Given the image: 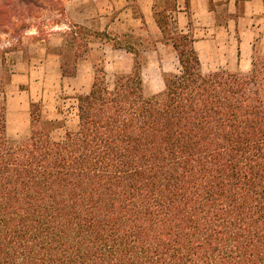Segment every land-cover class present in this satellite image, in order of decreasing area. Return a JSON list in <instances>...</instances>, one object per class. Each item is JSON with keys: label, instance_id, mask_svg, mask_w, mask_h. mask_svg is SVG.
<instances>
[{"label": "trees", "instance_id": "trees-1", "mask_svg": "<svg viewBox=\"0 0 264 264\" xmlns=\"http://www.w3.org/2000/svg\"><path fill=\"white\" fill-rule=\"evenodd\" d=\"M63 1L0 0V17L25 31ZM166 7L155 18L179 66L160 93L145 97L136 62L111 88L99 69L60 142L34 103L29 137L8 139L4 109L0 264H264V56L247 74H204L192 37L167 34ZM68 30L75 58L106 36ZM60 70L76 73L63 58Z\"/></svg>", "mask_w": 264, "mask_h": 264}, {"label": "rangeland", "instance_id": "rangeland-1", "mask_svg": "<svg viewBox=\"0 0 264 264\" xmlns=\"http://www.w3.org/2000/svg\"><path fill=\"white\" fill-rule=\"evenodd\" d=\"M68 1H63L64 9ZM162 1L165 3L160 7L158 3ZM156 3L157 12L165 5L167 9L173 5L172 0H156ZM44 8L23 21L28 25L25 31L19 29L20 22L17 21H14L15 26L5 28L0 17V50L6 51L0 57V116L5 109V116L7 113L10 117L12 135L17 136L10 139L12 141H23L29 137L32 103L39 105L43 119L53 123L49 128L50 139L63 141L66 133L78 128L77 98L89 93L97 70L104 69L106 83L111 88L116 76L131 72L133 63L146 64L147 55H143L142 50L150 45L143 41L140 33L117 34L111 31L105 37L87 38L90 43L86 49L81 48L79 57L75 58L68 44V29L72 24L66 21L65 13L60 16L48 4ZM112 37L121 46L124 41L134 43L136 59L132 61L131 56L123 51L111 52L105 42ZM62 45V50H58ZM61 58L69 70L76 67L74 76L62 75ZM216 71L219 70L203 68L205 74ZM143 73L145 97H150L149 93H160L164 85L158 70L150 68Z\"/></svg>", "mask_w": 264, "mask_h": 264}, {"label": "crops", "instance_id": "crops-1", "mask_svg": "<svg viewBox=\"0 0 264 264\" xmlns=\"http://www.w3.org/2000/svg\"><path fill=\"white\" fill-rule=\"evenodd\" d=\"M172 2L175 9L166 13L167 34L192 37L202 72L206 66L214 71L244 73L250 71L254 53L264 56V0ZM164 3L158 4L161 7ZM156 4V0H70L66 4L65 15L69 24L85 27L91 32L140 33L143 41L150 45L142 50V54L147 55L146 64L141 66L142 80L143 72L150 68L157 69L163 80L164 74L177 72L179 65L172 42L164 37L156 22ZM114 39L112 37L105 42L110 51H123L134 61L137 55L131 51H135V44L124 41V45L119 46ZM127 46L133 50L124 48ZM154 84L157 85V82ZM5 119L7 137L15 139L17 136L12 135L7 113Z\"/></svg>", "mask_w": 264, "mask_h": 264}]
</instances>
